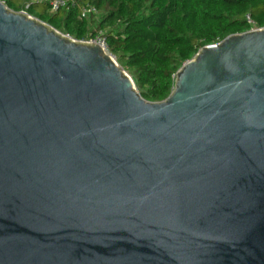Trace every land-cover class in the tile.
<instances>
[{
    "label": "water",
    "instance_id": "water-1",
    "mask_svg": "<svg viewBox=\"0 0 264 264\" xmlns=\"http://www.w3.org/2000/svg\"><path fill=\"white\" fill-rule=\"evenodd\" d=\"M0 264H264V28L149 102L0 1Z\"/></svg>",
    "mask_w": 264,
    "mask_h": 264
},
{
    "label": "trees",
    "instance_id": "trees-1",
    "mask_svg": "<svg viewBox=\"0 0 264 264\" xmlns=\"http://www.w3.org/2000/svg\"><path fill=\"white\" fill-rule=\"evenodd\" d=\"M0 1L77 41L103 32L110 54L149 102L171 94L177 71L200 49L249 31L246 16L264 28V0H74L96 8L87 20L78 9L51 13L33 0Z\"/></svg>",
    "mask_w": 264,
    "mask_h": 264
},
{
    "label": "built area",
    "instance_id": "built-area-1",
    "mask_svg": "<svg viewBox=\"0 0 264 264\" xmlns=\"http://www.w3.org/2000/svg\"><path fill=\"white\" fill-rule=\"evenodd\" d=\"M34 3H45L48 4L50 7V12L55 13L56 11L60 9H78L80 12V18L87 20L90 17L97 15V10L92 5H79L74 0H33ZM4 4V2H2ZM246 20L248 25L250 26V30H257L259 28L256 27L254 21L250 18V16H246ZM249 30V31H250ZM86 41L90 43L97 44L100 46L106 53L110 54L109 52V44L106 38V35L103 32L96 33L93 37H91L88 40H81ZM111 55V54H110Z\"/></svg>",
    "mask_w": 264,
    "mask_h": 264
}]
</instances>
